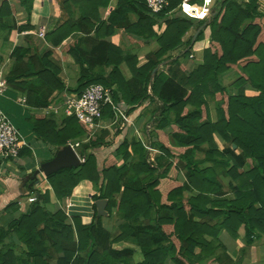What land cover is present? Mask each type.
Here are the masks:
<instances>
[{"label":"trees","instance_id":"16d2710c","mask_svg":"<svg viewBox=\"0 0 264 264\" xmlns=\"http://www.w3.org/2000/svg\"><path fill=\"white\" fill-rule=\"evenodd\" d=\"M18 1L30 11L32 0ZM71 1L80 5L84 22L90 26H94L91 18L97 22V34H103L117 22L115 14L102 20L95 11L98 6H107L110 0ZM180 1L169 0V5L159 13H151L147 0H119L121 7L133 4L142 13L128 29L142 40L154 38L158 44L147 53V62L140 67H136V55H122L119 46L104 42L96 49L104 66H112L104 77L102 71L92 72V66L85 61L87 53L75 47L77 41L63 46L81 68L76 94L95 83L111 87L114 103L124 102L127 114L146 100L159 102L148 121V146L157 150L153 158L152 150L141 140L129 141L124 137L116 143L121 128L116 129L111 140H106L107 130L92 132L77 118L63 117L56 124L58 131L52 130L56 144L87 137L77 149L84 158L82 163L46 176L56 198L70 195L81 180H90L96 187L92 200L106 199V210L110 213L115 207L123 220L120 233L112 237L97 211L86 224L78 217L69 218L62 209L50 211L46 207L49 191L38 192L26 213L6 229L0 226V264H51L54 260L58 264H164L168 260L174 264H220L222 254L217 250L222 247L218 241L221 230L237 239L238 230L244 226L248 244L264 232V13L259 10L258 0H214L210 15L195 20L175 10ZM14 12V4L0 0V24ZM162 20L166 28L157 35L152 26ZM192 27L195 32L202 28L194 40V34L184 40ZM206 27L210 34L201 63L187 73L185 62L178 57H189L192 45L203 38ZM24 28L27 25L19 30ZM64 29L58 27L47 38L59 44L73 30ZM181 47L180 55L175 54ZM12 57L15 60L4 69L6 88L23 94L26 81L22 78L31 76H38L51 89L62 88L57 71L50 72L48 62L40 55L13 47L10 60ZM24 57H28L27 62ZM84 62L88 63L86 69L82 68ZM123 62L131 74L128 78L120 70ZM161 63L168 64V72L158 71ZM230 70L239 75L233 83L241 89L236 94L219 80L221 74ZM170 84L175 85L171 90ZM245 84L256 92L246 94L242 90ZM208 97L216 103L215 120ZM36 104L48 103L41 100ZM115 112L106 105L101 119H113ZM33 115L34 119L44 120L41 115L35 116L36 112ZM215 135L230 147L235 144L239 153L231 148L221 149ZM203 146L204 157L195 159V148ZM101 147L110 150L99 167L97 153ZM204 162L211 165L204 166ZM183 169L187 171L186 181L179 179ZM221 175L228 178L226 186ZM185 186L198 193L186 197ZM13 234L26 246L20 256L4 241L5 237L12 239ZM131 236L143 255L138 263L130 256L133 249L113 247V243ZM81 252H86L87 257H76ZM241 257L239 254L234 261L239 264ZM251 257L256 258L255 251Z\"/></svg>","mask_w":264,"mask_h":264},{"label":"crops","instance_id":"0c3cea01","mask_svg":"<svg viewBox=\"0 0 264 264\" xmlns=\"http://www.w3.org/2000/svg\"><path fill=\"white\" fill-rule=\"evenodd\" d=\"M8 1L14 4L15 12L7 16L0 24V72L4 75L7 63H13L15 60V57H12L11 60L9 58L13 47L27 48L31 54L40 55L44 62H48L46 66L48 65L50 72L57 71L56 77L61 81L62 88L51 89L38 76H31L22 78L26 81V92L23 94L6 88L0 95V109L20 131L24 141V145L20 148L16 158L11 160L0 159V226L6 229L18 216L27 212L31 202H33L29 201L30 196L36 195L38 192L44 193L45 191H49L50 195V200L46 205L48 210L55 212L62 209L69 218L78 217L82 224L89 223L92 220L94 211H96L95 202L91 197L96 191L94 183L88 179H83L74 186L70 195L64 196L59 200L56 198L46 176L43 173L34 175L41 163L52 159L57 151L69 142L77 143L75 151L81 157L77 149L80 147V143L87 140V137L83 136L80 138H70L65 145L56 144L52 141L55 139V137L52 138L54 135L52 130L58 131L59 125L57 127L56 124L60 123L58 119L59 117L63 118V116L62 114L57 115L53 112L51 103L54 100L59 102L65 94L76 93L77 90L75 88L78 84L81 70L79 62L63 46L66 44L72 45L77 41L78 45L75 47H80L87 53V60L85 61L92 66V72L96 74L102 71L104 77H107L112 70V66H104L103 62L99 59L100 55L97 48L102 43H111L119 46L122 49V55H136V67H140L147 62V53L157 48V41L154 38L142 40L139 35L128 29L129 26L137 22L142 13L133 4H126L124 10L119 0H110L107 6H98L97 10H95L100 14L102 20H106L110 14H115L113 18H116L117 22L111 29L102 31L103 34L96 33L97 22L93 18L91 20L94 26H90L83 21L80 14V5H75L71 0H32L29 12L18 0ZM258 3L259 10L264 13V0H258ZM122 11L125 14L122 15ZM42 24L47 27L44 39L37 35V29ZM24 25H27V28L19 30V27ZM60 26H63L65 31L70 30V27L73 30L62 42L56 45L47 37ZM165 28L166 24L163 20L156 22L152 26L153 31L157 35L162 34ZM204 40V44H208V38ZM205 47L207 45L196 47L192 45V65H194V62L196 64L201 63V53ZM180 51H183V47L174 51V53L180 55ZM178 59L183 62L188 60L186 63L187 69L191 66L189 64L191 61L188 58L183 60L182 56H179ZM27 60L28 57L23 58V61L27 62ZM88 63L84 62L82 68L86 69ZM163 64L159 65L158 71L168 72V64ZM120 70L124 77H130L131 74L126 63L123 62L120 65ZM175 73L179 75L180 72L175 71ZM52 77L50 76L49 79L52 80ZM174 86L170 84V90ZM41 100L46 101L48 104L36 106V103ZM118 103L117 107L127 120L120 119L117 113L113 119H102L100 127L96 132L98 130H107L108 134L105 139L111 140L116 128H121L122 133L116 137V143L124 137L129 141H143V139L147 141L150 131L148 121L159 102L157 100H146L129 114L126 113L128 106L122 101ZM35 112L37 114L35 116L39 117L41 115L44 120L34 119L33 114ZM217 136L219 135H215V140H217ZM115 146L110 149H114ZM110 149L103 147L98 149L97 162L99 167ZM156 153L157 150L154 149V155ZM151 154L150 152V157ZM195 159L198 158L195 156ZM247 161L251 164L250 159H247ZM203 165L210 166L211 163L204 162ZM186 174V170H181L179 179L186 181ZM220 178H222L224 186H226L228 178L222 175ZM184 185H187V182H184ZM197 193V191L185 186L184 195L186 197L196 195ZM117 197L119 199V195ZM107 203L108 201L106 200V205ZM105 211L106 213L102 215L103 227L111 233L112 237H115L120 233L119 225L123 220L116 212L115 207L111 208L110 213L106 210V207ZM194 219L198 220V218ZM67 222L71 223V220H67ZM238 234V238L234 239L225 230L219 232L218 241L222 244V247L217 250L222 254L220 264H238V261L235 262L234 260L239 254L242 256L239 259V264H264V232L255 235L250 244L247 243L244 226L240 227ZM206 238L210 240L211 236H206ZM4 239L5 243L14 248L16 255L20 256L22 251H26V246L14 234L12 235V239L8 237ZM124 242L129 244L128 248L133 249V255L138 254L137 256L140 257V260L134 262L138 263L142 261L143 255L135 243V238L131 236L126 240L116 243ZM116 243L113 244V247ZM114 248L119 249L117 247ZM254 251L256 255L255 259L251 257ZM60 255L62 256L63 254L60 253ZM76 257L84 259L87 257V253H78ZM51 264L58 263L54 260ZM164 264L174 263L168 260Z\"/></svg>","mask_w":264,"mask_h":264},{"label":"built area","instance_id":"2783aa9c","mask_svg":"<svg viewBox=\"0 0 264 264\" xmlns=\"http://www.w3.org/2000/svg\"><path fill=\"white\" fill-rule=\"evenodd\" d=\"M213 3L214 0H181L175 10L189 18L204 20L210 15ZM168 5L169 0H147V7L151 13H159ZM46 32L47 27L44 24L37 29V35L43 39ZM5 89L6 79L0 72V95ZM106 105H110L116 111L115 114L118 113L122 120H127L113 101L112 88L102 84H91L79 95L76 93L65 94L59 102L54 100L51 103L55 114H62L63 117H75L86 124L92 132L100 127L102 109ZM69 144L75 150L77 143L69 142ZM22 145H24V141L20 131L0 109V159L11 160L16 158ZM147 148L152 150L149 146ZM78 157L82 163L84 158L79 155ZM35 200V194L29 197V201Z\"/></svg>","mask_w":264,"mask_h":264},{"label":"rangeland","instance_id":"374dc122","mask_svg":"<svg viewBox=\"0 0 264 264\" xmlns=\"http://www.w3.org/2000/svg\"><path fill=\"white\" fill-rule=\"evenodd\" d=\"M195 33V29L194 27H192L189 32L187 34L184 35L183 39L186 40L188 37H190L191 35H193ZM209 34H210V30L208 27L205 28L204 32H203V38L202 39H199L197 41L194 42V47L196 46H202V45H207L206 43L204 44V39L208 38L209 37ZM202 49V47H201ZM204 49V48H203ZM191 54V53H190ZM190 54H189V57L188 59L191 61V59H193L192 57H190ZM188 61V60H187ZM187 61H185V64L187 63ZM191 66L187 69V73L188 71H191L195 66H196V62H194L192 65V61L189 63ZM181 73H179L180 75ZM186 75V74H185ZM187 76V75H186ZM239 75L237 74V72H235V70H230L228 71L227 73H224V74H221L219 76V80L221 81V83L223 85H225L226 87L229 88L230 92H232L233 94H236L238 93L241 89L237 88L236 86L233 85V83L235 82V80L237 79ZM185 77V76H184ZM242 90L248 94V95H252L253 93H255V89L250 85V84H245L243 87H242ZM209 98V97H208ZM209 101H210V112H211V116L213 118V120L216 119V116H215V107H216V103L214 101L211 100V98H209ZM119 118H121L120 115H118ZM116 127V126H114ZM118 129V128H116ZM100 131V130H99ZM116 131V130H115ZM151 132V131H150ZM78 138V137H76ZM143 142L148 146V142L143 139ZM218 146L221 148V149H233L234 152L236 153H239V150L238 149H235L233 148V146L230 147L229 143H226L221 137L217 136V140H216ZM150 147V146H149ZM204 149H205V146L203 147H198V148H195V154H194V158L195 156L198 158V159H202L204 157ZM153 150V149H152ZM151 157L154 155V150L151 151ZM145 223V222H144ZM114 244V243H113ZM129 244H126L125 242L124 243H116L114 245V247H117L119 249H125V248H128ZM138 254H134L133 253L130 255L131 258L133 259V261H136V260H140V257L137 256ZM135 259V260H134Z\"/></svg>","mask_w":264,"mask_h":264},{"label":"water","instance_id":"95a60500","mask_svg":"<svg viewBox=\"0 0 264 264\" xmlns=\"http://www.w3.org/2000/svg\"><path fill=\"white\" fill-rule=\"evenodd\" d=\"M202 27H200L193 35V40L195 39L197 33ZM233 148L236 147L235 144H232ZM81 163L76 151L71 147L69 143L63 146L61 149L57 151L54 157L50 160H47L39 165L35 174L43 173L44 176H47L61 168L70 167V166H78ZM96 211L99 215H104L106 213V199L95 201Z\"/></svg>","mask_w":264,"mask_h":264}]
</instances>
